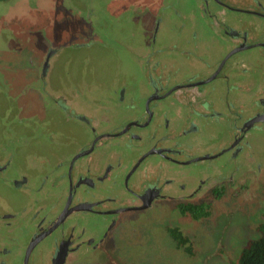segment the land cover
<instances>
[{
	"label": "rangeland",
	"instance_id": "374dc122",
	"mask_svg": "<svg viewBox=\"0 0 264 264\" xmlns=\"http://www.w3.org/2000/svg\"><path fill=\"white\" fill-rule=\"evenodd\" d=\"M226 1L232 3V0ZM192 8L207 19L211 15L213 38L207 36V27H194L188 19L181 18H188ZM246 8L221 13L222 7L215 5V0L2 2L0 158L7 157L9 167L0 175V196L3 197L0 198V211L17 212L12 226L7 229L9 235L4 234V238L21 245L29 241L34 229L33 222L28 219L32 213L29 206L39 201L49 206L50 200L62 193L67 182L58 181L56 165L66 162L93 140L88 124L62 112L51 101L50 93L55 96L58 93L73 103H86L92 118H96L98 131L119 128L135 118V110L131 101L128 104L113 100L110 91L115 81L127 82L140 93L139 86L148 82L149 59L159 55L162 59L176 60L181 66L187 65L182 58L183 50L188 47L180 39L182 31L194 40L203 30L205 35L201 40L208 43L203 48L198 47L196 52L202 53L201 57L207 60L212 55L213 59H220L218 63L230 52L227 39L222 37L227 23H238L240 29L253 33L255 38H248L249 42H264V17L246 12ZM138 15L140 18L136 19ZM85 41L87 48H77V42ZM163 45H171V51L162 52ZM52 49L55 55L51 56L46 76L49 89L54 91L49 92L36 65H40L44 55L50 54ZM184 69L188 71L192 67ZM188 74L181 72L182 78ZM213 84L220 90L215 94L216 101L229 92L230 122H239L245 114L240 106L242 101L254 106L253 95L264 88V47L254 46L234 54ZM145 98L137 96L135 99L138 104H144ZM219 107L226 112L222 100ZM140 130L136 126L132 128V132ZM249 141L244 154L235 161L234 171L230 172L232 185L228 186L227 194L211 205L207 218L195 219L182 213L176 206L177 201L157 204L145 214L131 212L130 221H123V225L117 227L115 238L110 237L101 249L89 251L87 259L77 254L81 261L75 264H235L248 242L259 236L258 226L264 220V131L253 130ZM122 142V138L113 137L100 143L99 149L109 151L103 150L108 146L121 149L123 169L149 145L146 142L128 151ZM215 165L213 163L210 168ZM181 167L180 170L188 175L197 169L196 165ZM20 174H27L29 178L23 189L10 183V179ZM121 175L118 173L119 177ZM226 183L229 185L228 181ZM120 186V183L106 182L97 194L120 199L124 190ZM37 188L41 191H36ZM78 219L87 227L88 234L91 232L97 238L110 226L108 217L98 213L90 212ZM4 224H0V229ZM169 227H178L189 237L190 251L185 246H177ZM9 245L21 250L19 244Z\"/></svg>",
	"mask_w": 264,
	"mask_h": 264
},
{
	"label": "flooded vegetation",
	"instance_id": "af4514ba",
	"mask_svg": "<svg viewBox=\"0 0 264 264\" xmlns=\"http://www.w3.org/2000/svg\"><path fill=\"white\" fill-rule=\"evenodd\" d=\"M247 1L232 0V3H237L235 5L226 0H215V5L222 7L221 13L226 10L233 13V10L245 6L246 12L264 17V0L257 3L256 0ZM257 7L260 10H254ZM226 25L222 37L227 39L230 52L220 63L214 64L201 58L199 68H194L193 63L187 65L192 67L194 73L182 79L181 69L187 66L179 68L178 63L154 57L148 60V82L139 86L140 93L127 82L120 89H115L113 100L128 104L131 101V107L135 110V118L119 128L98 131L96 118H92L89 107L73 106L65 98L54 99L64 113L88 124L93 140L66 162L56 165L58 181L67 182L62 193L52 198L49 206L41 201L29 206L32 213L28 219L33 222L34 229L26 244L4 238V234L9 235L7 229L12 226L17 212L0 211V224L5 223V227L0 229H5L0 233V264H19L18 261L20 264H75L81 261L80 256L87 259L89 251L101 249V245L110 237L115 238L117 227L122 226L123 221H130L131 212L145 214L157 204L172 201H177L179 210L188 204L211 207L219 197L227 194L228 186L232 185L230 172L234 171L235 161L249 146L250 134L255 129L264 131V88L253 95L254 106H250L251 103L246 100L242 101L240 106L245 114L239 122L231 123L229 92L216 101L215 94L220 90L213 83L234 54L254 46L264 47V42H249L248 38L255 36L240 29L238 23ZM52 54L55 55L54 49L50 50L43 62L45 82L48 81L46 75ZM137 96H146L144 104H138ZM221 100L225 113L219 107ZM225 121L227 123H223ZM220 124L223 125L222 129L219 128ZM134 126L142 130L132 132ZM113 137L122 138L128 151L140 148L146 142L149 145L130 166L126 165L123 169L124 155L121 149L113 146L104 147L103 150L109 151L99 149L100 143ZM228 137L230 139L226 140ZM6 158H0V175L9 167ZM231 160L233 162L229 164ZM213 163L217 165L210 168ZM193 165L197 169L189 175L180 170L181 166ZM118 173L122 175L119 177ZM47 177L46 174L45 181ZM27 182V174L10 179V183L20 189ZM106 182L121 184L124 190L120 199L97 194ZM221 187H224V191H221ZM36 191L41 189L37 188ZM111 203L116 205L111 206ZM90 212L108 217L110 226L102 237L97 238L91 232L88 234L87 227L78 219ZM9 243L19 244L21 250L12 249Z\"/></svg>",
	"mask_w": 264,
	"mask_h": 264
},
{
	"label": "crops",
	"instance_id": "0c3cea01",
	"mask_svg": "<svg viewBox=\"0 0 264 264\" xmlns=\"http://www.w3.org/2000/svg\"><path fill=\"white\" fill-rule=\"evenodd\" d=\"M198 2H199V0H198ZM204 6V5H203ZM193 9V11H192V13H190V16H188V18H186V17H181L182 19H188V23H190L192 26H194V27H196V26H205V27H207V30H206V34H207V36L209 37V38H213V34H212V28H213V21H212V18H211V16L209 17V19H207V18H205V16L202 14V16L199 14V12L197 13L196 11H195V9L194 8H192ZM136 12H139L140 14H141V12H140V10H138V9H136ZM224 12V11H223ZM143 13H145L146 14V12H145V10H143ZM156 11L153 13V16H152V18H153V21L155 20V17H156ZM160 16V15H159ZM137 18H140V15H138V16H136V19ZM205 35V32H203V30L202 31H200V33H197V36H196V38L194 39V40H192V39H190L189 37H188V35H187V33H186V31H182V33L180 34V39H182V41L184 42L183 43V45L185 46V45H187L188 47H187V49L185 48L184 50H183V52H182V58H183V61L187 64V65H191V63H193V66L196 68V66L199 68L200 66H201V62H202V59H205V58H203V57H201L202 56V53H197L196 52V49L198 48V47H201V48H203V45L205 44V43H208V41H206V42H203L202 40H201V38L203 37ZM79 41H81V39H79ZM87 44H88V42L87 41H85V43L84 42H82V43H80V42H77L76 43V45H78L77 46V48H79V49H85V48H87ZM226 45V44H225ZM183 46V47H184ZM227 46V45H226ZM229 46V45H228ZM170 48H172V46L171 45H163L162 46V49L163 50H165V49H167L166 51H163L162 50V52H166V53H168V51H171V49ZM228 50H229V47H228ZM44 56H46V55H44ZM43 56V57H44ZM42 57V58H43ZM156 57H159V55L158 56H156ZM202 58V59H201ZM37 59H39V57L37 58ZM44 59H45V57L43 58V60L41 61V64L39 65V63H38V61H37V63H38V65H36L37 67V69H38V71H39V73H40V75L41 76H43L42 74H43V69H42V67H43V62H44ZM168 59V61L169 62H172L173 64H175V63H177L176 62V60H172V59H169V58H165V60H167ZM195 60H196V62H195ZM219 60L220 59H213V56L212 55H210V61L212 62V63H214V64H217L218 62H219ZM172 64V65H173ZM179 64V63H178ZM181 64L182 63H180L179 65H178V67L179 68H182L183 66H181ZM187 65H185V66H187ZM184 66V67H185ZM39 67V68H38ZM184 68H182L181 70H182V72L183 71H185V72H188V73H190V74H192V73H194L193 71H191V69H189L188 71H186L185 69L183 70ZM196 72V71H195ZM182 79H184V78H182ZM47 84H46V86H45V89H49L50 88V86L48 85V81L46 82ZM124 82H121V81H115V83H114V85H113V87L111 88V94L113 95L114 94V92H115V89H120L121 88V85L123 84ZM42 89H43V87H42ZM49 92L51 91V92H53L54 90H48ZM42 93L43 92H41V95H42ZM57 93V92H56ZM50 95H51V97L53 98V100H51V101H53L54 102V99L56 98L57 100H59V99H62L63 97L62 96H60L58 93H57V95L55 96V95H53L52 93H50ZM43 96V95H42ZM63 100V99H62ZM69 102V104H71V105H75V106H79V107H84V108H88V105L85 103V105H83V104H78V103H73V102H71V101H68ZM67 102V103H68ZM61 110V109H60ZM62 111V110H61ZM63 112V111H62ZM79 113H82L83 115H85L86 113L84 112V111H80ZM88 113H89V111H88ZM87 116V115H86Z\"/></svg>",
	"mask_w": 264,
	"mask_h": 264
},
{
	"label": "trees",
	"instance_id": "16d2710c",
	"mask_svg": "<svg viewBox=\"0 0 264 264\" xmlns=\"http://www.w3.org/2000/svg\"><path fill=\"white\" fill-rule=\"evenodd\" d=\"M4 1L7 0H0V4ZM181 210L183 213H190L195 219L207 218L210 214V205L188 204L181 206ZM168 229L179 247L185 246L187 251L191 250V247L187 245L190 242L188 236L178 227H169ZM258 230L259 236L248 242L235 264H264V220L259 224Z\"/></svg>",
	"mask_w": 264,
	"mask_h": 264
}]
</instances>
